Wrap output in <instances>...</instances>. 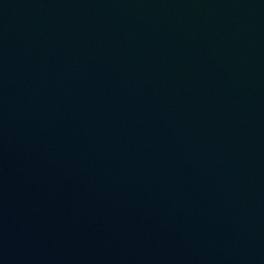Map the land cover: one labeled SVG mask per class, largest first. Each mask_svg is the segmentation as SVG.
<instances>
[{
	"label": "water",
	"instance_id": "water-1",
	"mask_svg": "<svg viewBox=\"0 0 264 264\" xmlns=\"http://www.w3.org/2000/svg\"><path fill=\"white\" fill-rule=\"evenodd\" d=\"M0 264H264V0H0Z\"/></svg>",
	"mask_w": 264,
	"mask_h": 264
}]
</instances>
